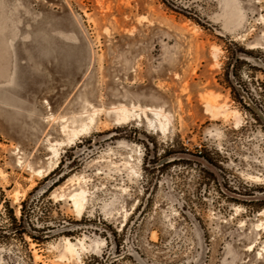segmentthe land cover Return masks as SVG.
I'll return each mask as SVG.
<instances>
[{
    "label": "rangeland",
    "instance_id": "374dc122",
    "mask_svg": "<svg viewBox=\"0 0 264 264\" xmlns=\"http://www.w3.org/2000/svg\"><path fill=\"white\" fill-rule=\"evenodd\" d=\"M209 92L241 127L210 119ZM118 105L162 107L175 130ZM37 186L34 222L67 227L44 244L9 232ZM262 211L264 0H0V264H264Z\"/></svg>",
    "mask_w": 264,
    "mask_h": 264
},
{
    "label": "bare ground",
    "instance_id": "6f19581e",
    "mask_svg": "<svg viewBox=\"0 0 264 264\" xmlns=\"http://www.w3.org/2000/svg\"><path fill=\"white\" fill-rule=\"evenodd\" d=\"M227 20L229 23H233L237 26H240L243 20V16L241 14V10L235 2H231L227 4ZM216 51L218 48H214ZM217 57V54H215ZM219 95L214 92H209L206 95L202 96L203 106L205 113L209 115L212 121L225 123L229 121L231 118L234 119L236 128L241 127L243 123V116L238 110L231 109L227 103H219L218 102ZM141 111V113L139 112ZM114 112L116 113V117L118 121H130L137 119H145L147 123L156 129L159 133H162L164 136L167 134L174 132L175 125L173 119L169 113H167L162 107H146V108H138V106L133 105L131 107L127 105H118L114 107ZM152 114L154 117L150 116ZM94 122V118H92L91 123ZM89 129V125H84L82 128V132H85ZM79 132L74 131V136L78 135ZM54 153H58L57 149H54ZM126 165L130 168V173L132 177L139 176L136 165H132L130 162H126ZM251 179L255 181H261L260 176H250ZM70 200L73 202L78 213H83L85 208L86 201V191L81 189L77 192H74L70 196ZM260 214H264V211L260 212ZM261 226L264 229V224L261 223L258 225L259 229ZM66 242V250L70 253H74L76 255L79 254L76 245L70 241L69 239L65 240ZM82 242V240H80Z\"/></svg>",
    "mask_w": 264,
    "mask_h": 264
},
{
    "label": "trees",
    "instance_id": "16d2710c",
    "mask_svg": "<svg viewBox=\"0 0 264 264\" xmlns=\"http://www.w3.org/2000/svg\"><path fill=\"white\" fill-rule=\"evenodd\" d=\"M62 169V162L58 165V168L55 169L49 177L54 178L57 174L61 172ZM58 183V182H57ZM56 183V184H57ZM55 184V185H56ZM41 187L37 186L34 188L27 196V198L22 202L21 206V212L20 217L17 219L14 215V212L10 209L9 210V218L11 220V228L9 229V232L18 235L20 237L28 236L30 237L34 242L38 244H44L50 241L52 239L53 235L60 232H65L67 230L66 226L58 227V228H51L48 225H43L41 227L38 226L37 223L33 220V213H34V201L35 196L37 195L39 189ZM5 204L8 206V201H5ZM78 224H82V222H79ZM116 236L115 234L113 235ZM105 259V258H103ZM111 259H106L103 261H97V264H113L110 261Z\"/></svg>",
    "mask_w": 264,
    "mask_h": 264
},
{
    "label": "flooded vegetation",
    "instance_id": "af4514ba",
    "mask_svg": "<svg viewBox=\"0 0 264 264\" xmlns=\"http://www.w3.org/2000/svg\"><path fill=\"white\" fill-rule=\"evenodd\" d=\"M194 157L196 158V159L194 158L195 161H194L193 159H189L188 161L193 162V164H195V166H202V165H203L202 162L199 161V159H202V160H204V161H206V162L212 164L211 161L208 160V159L206 158V156H205L202 152L198 153L197 155H194ZM192 160H193V161H192ZM166 161H167V160H166ZM211 174H212L215 178H217V176L214 174V172H211Z\"/></svg>",
    "mask_w": 264,
    "mask_h": 264
},
{
    "label": "water",
    "instance_id": "95a60500",
    "mask_svg": "<svg viewBox=\"0 0 264 264\" xmlns=\"http://www.w3.org/2000/svg\"><path fill=\"white\" fill-rule=\"evenodd\" d=\"M260 116L262 117V115L260 114ZM182 157H187V156H182ZM190 158H192V159H194L195 157H191V156H189ZM196 159V158H195ZM199 161L200 162H203L212 172H214V173H217L216 172V168L214 167V165L213 164H210V163H208V162H206V161H204V160H202V159H199ZM227 192V191H226ZM229 195H231L232 197L233 196H235V197H238V196H236V195H234L233 193H231V192H227ZM240 197V196H239ZM254 198H256V197H252V198H250V199H254ZM260 198H262V197H260Z\"/></svg>",
    "mask_w": 264,
    "mask_h": 264
}]
</instances>
